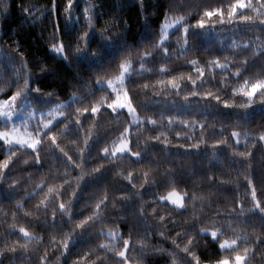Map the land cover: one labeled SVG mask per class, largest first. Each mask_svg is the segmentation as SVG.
<instances>
[{
  "label": "snow or ice",
  "instance_id": "snow-or-ice-1",
  "mask_svg": "<svg viewBox=\"0 0 264 264\" xmlns=\"http://www.w3.org/2000/svg\"><path fill=\"white\" fill-rule=\"evenodd\" d=\"M137 3L143 11L142 0H137ZM74 4L75 0H66L65 19L71 20ZM181 5L177 0H173L161 18L158 32L150 43L130 49L121 56L115 69L98 73L94 81L85 85L88 91H91L94 84L102 86L104 90L97 96L85 100L80 88H74L71 95L77 107L57 100L46 113L30 111L26 119L16 122L17 101L26 93L31 91L44 96L54 95L51 91L44 92L38 86L32 85L30 75L27 79L17 80L11 95L0 98V119L5 121V124L0 126V194H3L0 200L7 201L2 190L23 191L22 196L14 199V204L13 200L8 201L4 212L5 216L11 214L12 221L0 236V264H4L5 260L8 264H27L32 255L29 249L32 242L47 244L44 254L38 256L39 264H63V258L68 253L74 234L86 228L93 230L98 226L94 245L81 255L73 257L69 264H110L112 261H115V264H147V257L153 255H167L170 258L169 264H264V219H260L258 224L249 222L250 218H253V221L258 217L264 218V179L257 182L253 172L254 150L257 144L264 146V126L252 131L255 121H245L250 111L257 107L264 109V0H232L226 10L222 6L204 7L202 11L198 8L199 18L194 22H190V7L182 9ZM172 13L176 14V18L170 20L169 14ZM147 16L148 14L144 13L145 23ZM217 21L222 30L223 26H228L238 38L227 45L223 55H215L209 64L221 72L227 70L234 78L232 82L238 86L231 87L230 92H223V98L217 94L222 92L220 88H216V93L212 90L200 91L198 85L205 81V68L198 66L199 61L193 59L189 66L193 68L196 76L186 77L191 90L182 92L186 83L182 86L180 81L185 80V76L170 70L168 64L174 56L179 58L192 52L191 38L194 30H201V35H206L209 25L216 30ZM115 23L118 24L119 21ZM56 26L59 31V19ZM94 26L93 19L86 18L85 30L79 34L73 46L74 54L88 48L89 33ZM97 30L105 40H112L114 34H119L108 27ZM173 38L176 40L175 45L171 43ZM49 49L67 59L63 38L54 39ZM91 54L96 55L94 50ZM228 56L234 58L231 64L223 62ZM136 65H139L138 69ZM130 76H135L139 82L129 84ZM137 90L143 91L144 104L135 103ZM5 91L6 88H0V93ZM173 95L186 102L193 97L211 99L224 109L238 112L239 118L233 124L232 131L223 138L212 141L214 149L225 145L243 161V167L238 169L237 173L238 176L243 175L244 194L232 198L231 209L226 208L221 216L223 223L212 222L209 226L198 227V231L196 226H193L191 230L181 229L175 235L157 229L155 235H159L164 241H171L172 247L166 248L163 243L153 242V233L147 228L143 232L133 229L125 232L120 227L121 223L126 221L124 216L109 220L108 209L116 208L118 201L131 199V194L110 193L107 188L89 203L90 211L85 216L72 220L73 202L81 185L87 178L100 173L106 164L114 166L113 175L119 180L126 182L133 189L137 187L134 164L142 160V152L132 147L133 130L159 125L156 135L145 137V147L149 142L157 141L167 147L171 140L162 126L164 121H167L169 128L175 123H181L193 133L199 125L201 138L194 140L193 136L189 135L188 139L193 142L185 147L198 149L202 143L208 144L204 134L206 123L202 122L208 121L207 117L185 119L163 114L157 117L147 113V101L150 98L168 99ZM235 96L241 99H234ZM85 102L88 106H84ZM105 103L104 112L117 122L116 126L104 130L102 134H94L93 129L97 133L101 132L100 122L104 120L101 105ZM123 110H126V113ZM117 132L119 135L111 141L109 147L110 133ZM176 135L180 137L182 133L177 132ZM228 135L232 137L231 143L227 139ZM101 136L104 140L101 144L103 146L99 147V156L104 159L99 163L90 164L86 156L90 143ZM241 147L243 150H240ZM124 160L129 162V168L126 170L122 169L120 164V161ZM21 162L26 167L21 168ZM37 166L42 168V171L36 172ZM140 168L142 182L139 188L142 192L145 186L155 183V174L152 165H141ZM209 178L216 179L215 176ZM29 184L31 190L25 191V186ZM168 188L170 190L167 195L156 196L154 203L163 202L162 205H171L173 210L179 212L187 211L189 204L194 208L196 201L203 203V197L196 191L189 194L187 189L180 191L174 185ZM136 195L139 197L140 193ZM137 211L143 219V204ZM151 211L156 215L155 207H152ZM21 212L23 216L20 215ZM192 215L195 218L194 212ZM26 217L30 219H25ZM58 217L68 218L71 221L70 229L62 233L55 231L54 226L53 230L47 233L37 229L38 222L51 225ZM166 219L163 215L159 216L161 222ZM21 220L24 224H21ZM4 223L9 222L5 219ZM209 238L216 243L218 252L205 259L197 245L199 240ZM102 239L107 242H101ZM49 248L52 249V255H49Z\"/></svg>",
  "mask_w": 264,
  "mask_h": 264
},
{
  "label": "trees",
  "instance_id": "trees-1",
  "mask_svg": "<svg viewBox=\"0 0 264 264\" xmlns=\"http://www.w3.org/2000/svg\"><path fill=\"white\" fill-rule=\"evenodd\" d=\"M65 2L66 0H0V88H6L4 93H0V98L11 95L17 80L27 79L29 75L32 85L38 86L44 92L51 91L54 95L44 96L29 91L17 101V104L25 103L28 109L37 111L48 109L55 105L57 100L68 101L67 105L73 104V107H77L78 105L71 95L76 87L80 88L85 100L97 96L104 90L102 86L94 84L91 91H88L85 85L94 81L98 73L115 69L121 56L130 49L140 48L150 43L158 32L161 18L173 0H142L143 11L137 0H75L71 11V20L65 19L67 15L64 11ZM231 2L232 0H177V3L182 4V9L190 7V22L199 18L198 8L202 11L204 7L222 6L226 10ZM144 13L148 14L147 23L143 20ZM86 18H92L95 25L89 33L88 48L74 54L73 46L76 44L79 34L85 30ZM175 18V13L169 14L170 20ZM57 19L60 21L59 31L56 26ZM116 21L119 23L116 24ZM101 27H108L114 33L119 34H114L112 40H105L97 30ZM206 32V35H201V30H194L191 38L192 52L179 58L174 56L169 62L168 68L174 70L178 75L185 76V80L180 81L182 86L186 83L181 91H190L191 85L187 84L186 77L188 75L195 77L196 73L189 66V62L193 59L198 60V66L205 68V81L198 85L200 91L212 90L216 93V88H220L222 92L217 94L223 98V92H230L231 87L238 85L232 82L234 78L227 70L221 72L212 67L209 61L215 55H223L227 45L238 37L228 26H223L222 30L218 21L216 30L209 25ZM60 38L64 40L67 59L49 49L53 40ZM171 43L176 44L175 38ZM93 50L96 55L91 54ZM233 60V57L228 56V59L223 62L231 64ZM136 67L138 69L139 65ZM138 82L135 76L128 78L129 84ZM108 91L110 92L111 89ZM136 95L135 103L144 104L143 91L137 90ZM233 98L241 99L239 96ZM84 106H88L87 102ZM105 107L106 103L101 105V113L104 115V120L100 122L101 132L97 133L93 129L94 134H102L104 130L116 126L117 122L104 112ZM110 111L108 110V112ZM147 113L157 117L163 114L185 119L207 117L208 121L202 122L206 123L204 134L208 144L202 143L198 149L185 147L193 142L188 139L189 135L193 136L194 140L201 138L199 125L193 133L190 128H185L181 123H175L169 128L167 121H164L162 126L168 134V139L171 140L167 147L158 141L149 142L145 147V137L156 135L160 128L159 125L157 127L149 126L147 129L138 131L133 130L131 132L132 147L134 150L142 152V160L134 164L137 187L133 189L126 182L119 180L113 175L114 166L106 164L100 173L87 178L81 185L73 202L72 220H78L85 216L90 211L89 203L105 188L110 193H130L131 199L118 201L116 208L108 209L109 220L124 216L126 221L122 222L120 227L125 232L129 229L143 232L147 228L153 233L154 243H163L164 247L171 248L170 240L164 241L162 237L155 235L157 229L175 235L181 229L191 230L193 226H196L198 231V227L209 226L212 222L223 223L221 216L226 208L231 209L232 198L244 194L245 181L243 175L238 176L237 173V170L243 167V161L240 160L242 158L236 157L231 148L225 145H220L215 149L212 147L213 140L223 138L225 134L232 131L231 128L239 115L236 110L224 109L211 99L202 100L199 97H193L186 102L175 95L168 99L150 98L147 101ZM128 119L130 120V118ZM245 121H255L252 131L264 126V109L257 107L250 111ZM222 125L223 129L221 130ZM177 132L182 135L177 137ZM118 135L119 132L110 133L109 147H111V141ZM227 139L229 143L232 142L230 135L227 136ZM103 140L104 137L101 136L90 143L86 154L88 163L95 164L104 159L99 156V147L103 146L101 145ZM240 150L243 148L241 147ZM0 158H2V153H0ZM120 164L122 169L129 168L128 160L120 161ZM141 165H152L155 174V183L145 186L142 192L139 188V184L142 182ZM20 167L24 168L26 165L21 162ZM35 171H42V168L37 166ZM253 172L257 182L264 179V146L259 144L254 150ZM211 176H215L216 179H210ZM170 185L178 187L180 191L187 189L189 194L196 191L203 197V203L196 201L194 208L192 204H189L188 210L184 212L173 210L171 205L164 206L163 202L161 204L154 203L156 196L167 195ZM30 190L31 185H26L25 191ZM2 191L5 192L7 201L0 200V208L3 209L0 210V236L12 221L10 213L7 216L4 214L8 207V201L13 200L14 204V199L23 195L22 190ZM137 193H140L139 197L136 195ZM2 195L0 194V197ZM141 204L145 209L143 219L137 211ZM152 207L156 208V215L152 214ZM193 212L195 218H193ZM20 215L23 216V212ZM160 215L167 218L165 222L159 220ZM5 219L9 223H4ZM25 219H30V217ZM260 219L264 218L258 217L254 221L253 218H250L249 222L258 224ZM21 224H24L23 220H21ZM53 226L55 231L62 233L70 229L71 221L65 217H58L51 225L39 222L36 224L37 229L45 233L52 231ZM224 227L227 230L226 224ZM98 228L99 226L93 230L86 228L74 234L68 253L63 258V264H69L73 257L81 255L94 245ZM105 230H107L106 227ZM101 242L107 241L102 239ZM197 246L201 256L205 259L211 258L218 252L216 243L210 238L199 240ZM46 247V243H30L29 249L32 255L27 264H39L38 256L44 254ZM48 251L49 255H52V249L49 248ZM169 259L167 255H153L147 257V264H169ZM4 264H8V261L5 260ZM110 264H115V261Z\"/></svg>",
  "mask_w": 264,
  "mask_h": 264
},
{
  "label": "rangeland",
  "instance_id": "rangeland-1",
  "mask_svg": "<svg viewBox=\"0 0 264 264\" xmlns=\"http://www.w3.org/2000/svg\"><path fill=\"white\" fill-rule=\"evenodd\" d=\"M174 28H175V25H173V29ZM173 29H170V31H172ZM65 103L68 104V101H65ZM51 108L44 109V110H41V111H37V110H34V109H28L27 105L25 103L17 104V113H16V116H15V121L16 122H20L22 119H26L27 118V113L30 112V111H35L37 113H46ZM124 111H126V110H124ZM33 123H35V122L33 121ZM4 124H5V121L3 119H0V126L4 125ZM30 130H31V127H30Z\"/></svg>",
  "mask_w": 264,
  "mask_h": 264
}]
</instances>
